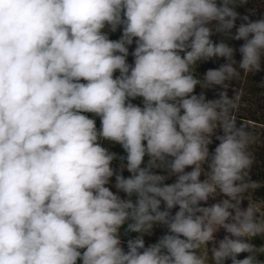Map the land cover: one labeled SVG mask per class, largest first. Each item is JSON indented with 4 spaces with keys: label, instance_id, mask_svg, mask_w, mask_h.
<instances>
[{
    "label": "clouds",
    "instance_id": "1",
    "mask_svg": "<svg viewBox=\"0 0 264 264\" xmlns=\"http://www.w3.org/2000/svg\"><path fill=\"white\" fill-rule=\"evenodd\" d=\"M247 3L0 0V264H264L257 137L227 91L264 64Z\"/></svg>",
    "mask_w": 264,
    "mask_h": 264
},
{
    "label": "trees",
    "instance_id": "2",
    "mask_svg": "<svg viewBox=\"0 0 264 264\" xmlns=\"http://www.w3.org/2000/svg\"><path fill=\"white\" fill-rule=\"evenodd\" d=\"M241 17L247 15L250 20H258L264 18V0H249V3L240 6L236 9ZM242 19H237L236 25L239 26L240 23H243ZM233 34L235 33V28L232 30ZM120 31L118 30L115 33H110L109 36L111 39H119ZM212 39L215 42H220L221 40H225V42L229 43L230 46H233L237 49V52L234 56V59L239 62L240 54L238 52L239 46L243 43V41H234V40H226V38L221 34H215ZM135 45L130 46L129 58L128 62L132 63L131 52L134 49ZM224 58H218L214 61L202 62L197 69V76L199 78L203 77V74L209 68H218L221 64L225 63ZM223 89L219 86L214 87L209 90H202L199 86L196 89L197 94L201 91H205L206 97L208 99L218 98V94ZM240 94V108L236 113L237 116V124L239 126L240 123L245 124L257 137L256 143L252 146L251 151L255 157V163L253 165L251 171V179L253 181H260L264 183V64H262V70L255 74H247L241 73V77L238 80H234L230 82V87L228 88V96L231 98L234 96L235 91ZM134 103H140V100L134 101ZM90 115V114H89ZM97 120V128L100 127L99 118ZM217 134L222 135V132ZM219 141L214 139L213 144L210 145V151L214 150L216 144ZM106 147H110V150L116 152L118 155H126L123 149L119 145L109 146L105 144ZM147 159V158H146ZM119 161L114 162L113 167L118 168ZM126 177L130 175L125 171L123 173ZM175 178L173 177L168 183L173 182ZM114 183V178H113ZM115 191V189H113ZM123 196V194H121ZM135 199V197H133ZM253 200L259 201L264 204V187L258 189L254 196ZM210 203V202H209ZM166 231L161 226H157L154 229V233L152 236H145L146 245L149 243H154L156 240ZM122 241L125 243L130 237H134L137 234H129L124 235V229H121Z\"/></svg>",
    "mask_w": 264,
    "mask_h": 264
},
{
    "label": "rangeland",
    "instance_id": "3",
    "mask_svg": "<svg viewBox=\"0 0 264 264\" xmlns=\"http://www.w3.org/2000/svg\"><path fill=\"white\" fill-rule=\"evenodd\" d=\"M213 201H210V203H212ZM261 208L262 210H264V204L259 202V201H255ZM248 202L244 201L243 202V207H247ZM225 235V233L223 232V230H221L218 234H217V239H221L223 238V236ZM257 246H260L261 244H264V241L260 240L259 238H257L255 241H253ZM209 247H211V245H209ZM247 254H240V256L238 257V259H242L246 256ZM260 259H264V257H260ZM227 264H231L230 261L227 262Z\"/></svg>",
    "mask_w": 264,
    "mask_h": 264
}]
</instances>
